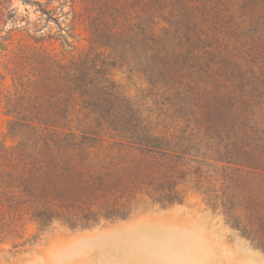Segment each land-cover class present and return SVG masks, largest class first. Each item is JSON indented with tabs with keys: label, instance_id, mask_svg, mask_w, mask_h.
<instances>
[{
	"label": "rangeland",
	"instance_id": "obj_1",
	"mask_svg": "<svg viewBox=\"0 0 264 264\" xmlns=\"http://www.w3.org/2000/svg\"><path fill=\"white\" fill-rule=\"evenodd\" d=\"M80 59L110 124L74 131L114 148L73 175L81 208L0 216V264H264V0H0V144Z\"/></svg>",
	"mask_w": 264,
	"mask_h": 264
},
{
	"label": "trees",
	"instance_id": "obj_2",
	"mask_svg": "<svg viewBox=\"0 0 264 264\" xmlns=\"http://www.w3.org/2000/svg\"><path fill=\"white\" fill-rule=\"evenodd\" d=\"M48 74L31 81L36 88L42 87L41 94L27 96L25 90L21 102L7 112L15 115L9 133L19 142L0 144V216L9 221L6 226L24 214L47 222L50 217L68 215L71 207L81 208L76 205L77 198L88 194L91 184L87 181L82 186L73 175L94 166L89 163L92 150L99 156L114 148L97 134H86V128L77 135L73 126L83 124L84 111L88 112L85 119L94 116L97 126L110 124L102 112L110 92L100 73L89 61L80 59L59 70L51 66Z\"/></svg>",
	"mask_w": 264,
	"mask_h": 264
}]
</instances>
